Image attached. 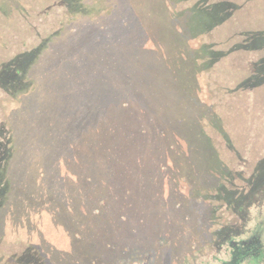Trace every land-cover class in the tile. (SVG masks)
<instances>
[{
  "label": "trees",
  "instance_id": "1",
  "mask_svg": "<svg viewBox=\"0 0 264 264\" xmlns=\"http://www.w3.org/2000/svg\"><path fill=\"white\" fill-rule=\"evenodd\" d=\"M240 6L235 0H0V93L4 106V114H0V215L7 201L19 196L25 186L38 196L46 194L48 187L53 200H67L64 208L70 215L76 208L79 217L83 212L91 218L92 223L82 227L81 221L78 228L90 229L94 222L100 229L128 223L125 206L118 201L131 192L119 178L128 180V167L143 164L138 155L133 157L134 151L150 146L149 135L165 141L170 138L164 147L173 148L184 131L189 135L195 129L204 131L199 122L206 115L197 112L204 107L195 93L197 69L187 60L197 59L192 53L210 51L207 46L192 49L188 42L220 26L227 30L229 26L224 24L235 22L234 12ZM233 34H229L232 41ZM238 38L237 49H255L254 43L263 48L264 29L245 30ZM50 54L48 66L43 58ZM256 70H264V55ZM92 83L99 89L85 91ZM80 103L85 107L82 116L100 114V126L86 122L85 154L82 160L74 156L75 169L67 168L62 175L58 171V166L65 164L62 152L74 147L67 141L66 113ZM77 129L82 134L83 123ZM90 129L100 133L98 142H90ZM78 159L81 168L75 164ZM48 168H52L51 181L46 177ZM117 179L120 187L115 185ZM214 186L216 198L224 192L233 212L248 211L255 205L257 215L238 234H229L219 242L213 240V232L205 235L203 241L218 251L210 264H264L261 236L240 238L248 229L264 233V159L244 180V192L236 198L221 184L215 182ZM214 186L211 181L203 185ZM76 197L79 200L71 204L69 199ZM89 197L93 200L87 202ZM107 216L112 219L108 221ZM93 242L100 245L94 257L75 253V249L71 256L81 262L87 257V264H111L106 257L134 254V245L142 255L148 249L140 241L108 242L104 233L91 242L83 241L89 250ZM222 253L224 257H220ZM0 264L50 263L38 247L28 246L22 254L10 255Z\"/></svg>",
  "mask_w": 264,
  "mask_h": 264
},
{
  "label": "rangeland",
  "instance_id": "2",
  "mask_svg": "<svg viewBox=\"0 0 264 264\" xmlns=\"http://www.w3.org/2000/svg\"><path fill=\"white\" fill-rule=\"evenodd\" d=\"M31 1L35 3V0ZM236 1L241 6L234 12L235 22L227 21L224 24H228L227 30L220 26L206 36L188 42L192 49L207 46L210 51V54L202 52V55L192 53L197 59L193 57L187 60L197 69L195 93L204 106L202 110L198 108L197 112L199 116L206 115L199 122L204 131L200 133V129H195L190 131V135L184 131L179 139L176 138L178 143L173 148L164 147V143L171 141L170 138L165 141L149 135L150 146L134 151L133 157L138 155L143 164L139 168L135 164L128 167V180L119 178L131 192L127 198L118 201L125 206L123 211L127 213L128 223L113 225L112 229H100L97 222L90 229L78 228L76 225L81 221L83 227L91 222V218L88 219L83 212L79 217L80 211L76 208L73 216L70 215L65 209L67 200H53L46 183V194L42 196L33 195L32 191H35L30 184L32 190L25 186L19 196H12L0 215V261L13 254H22L28 246H36L50 264H87L84 261L87 257L81 262L79 257L75 259L76 255L71 256V250L94 257L95 250L100 248L99 243L96 245L93 242V249L89 250L83 241L89 239L91 242L92 238L104 233L105 240L111 243L140 241L144 247H148L144 255L134 245V254L119 259L106 257L111 264H210L214 262L213 254L218 251L212 243L203 241L205 235L213 232V240L219 242L229 234H238L252 223L257 215L255 205H251L248 211L233 212L224 192L219 199L214 194L215 182L216 185L221 184L224 191L229 190V195L234 198L242 194L244 180L259 169L264 159V70H256L257 62L264 55V46L262 48L256 43L255 49H237L236 46L240 32L264 29V0ZM229 34H233V41ZM215 51L221 52L215 55ZM2 52L0 49V54ZM51 58L50 54L43 61L49 66ZM95 85L92 83L89 88L85 86V91L90 93L91 88L98 90ZM1 97L0 93V114H4L1 113L4 110ZM85 101H90V98ZM96 102L101 103L98 99ZM84 110V105L80 103L66 113L69 116L66 121L67 141L73 143L74 147L62 152L65 164L58 166L62 175L67 168L75 169V157L80 156L82 160L84 156L88 139L86 122L90 120L92 124L98 123L100 126V114L87 118L82 116L85 115ZM88 110L91 115V105ZM82 123L83 131L79 135L76 128ZM91 129L90 142H98L100 133ZM79 159L75 164L81 168ZM117 166L120 167V163ZM118 170L115 174H118ZM51 173L52 168H48L46 177L50 181ZM121 181L117 179L115 185L120 187ZM210 181L214 187L204 188L203 185ZM35 188L38 189L37 186ZM74 189L78 190L79 187ZM69 200L75 204L79 197ZM89 200L93 198H86L87 202ZM195 200L202 203L197 205ZM262 210L264 214V206ZM107 219L109 221L112 217L107 216ZM73 226L77 229H71ZM132 228L135 232L130 230ZM261 230L248 229L240 238L248 240L258 233L264 240ZM104 249H101V253ZM224 256L220 254V257ZM71 257H74L75 263Z\"/></svg>",
  "mask_w": 264,
  "mask_h": 264
}]
</instances>
